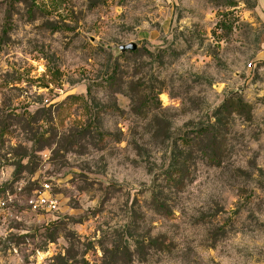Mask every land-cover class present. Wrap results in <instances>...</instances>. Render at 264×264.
I'll list each match as a JSON object with an SVG mask.
<instances>
[{
    "label": "rangeland",
    "instance_id": "rangeland-1",
    "mask_svg": "<svg viewBox=\"0 0 264 264\" xmlns=\"http://www.w3.org/2000/svg\"><path fill=\"white\" fill-rule=\"evenodd\" d=\"M235 1L0 0V264H264V0Z\"/></svg>",
    "mask_w": 264,
    "mask_h": 264
},
{
    "label": "trees",
    "instance_id": "trees-1",
    "mask_svg": "<svg viewBox=\"0 0 264 264\" xmlns=\"http://www.w3.org/2000/svg\"><path fill=\"white\" fill-rule=\"evenodd\" d=\"M236 5V1L235 0H231L230 2V6H235ZM222 25L228 29V30H231L233 28V22L227 18H225L222 22ZM115 77H116V74L115 73H112L110 76H108L107 80L113 84L114 81H115ZM112 81V82H111ZM160 92H157L155 96H148V98H146L144 101H143V106H141V109L143 110L144 107L147 109V110H150L152 108L153 105H155V103H159V100H158V95H159ZM247 104H244L242 101H239V104L238 106L240 108H243V106H245ZM221 110L223 108H226L227 109V105L224 104L221 106ZM213 125H215V122L213 124L211 123H208L206 125L204 124H201L198 126L197 130L195 131L194 133V138L192 139H186L185 137L182 139L183 143L186 144V145H189L191 143H193L195 140H198L199 138H202L203 136L205 135H209V134H212L214 133V128H213ZM181 170V169H180ZM178 169H174L172 171V173H170L168 177V179H172L173 177H176V175L178 174ZM156 204V207L157 209L160 211V213H162L164 216H169L170 215V209L166 208V206H164L159 200H157L155 202ZM165 209V210H164Z\"/></svg>",
    "mask_w": 264,
    "mask_h": 264
},
{
    "label": "water",
    "instance_id": "water-1",
    "mask_svg": "<svg viewBox=\"0 0 264 264\" xmlns=\"http://www.w3.org/2000/svg\"><path fill=\"white\" fill-rule=\"evenodd\" d=\"M137 44L136 43H129V44H124V45H121L119 48L121 50L122 53L124 52H127V51H134L137 49Z\"/></svg>",
    "mask_w": 264,
    "mask_h": 264
},
{
    "label": "built area",
    "instance_id": "built-area-1",
    "mask_svg": "<svg viewBox=\"0 0 264 264\" xmlns=\"http://www.w3.org/2000/svg\"><path fill=\"white\" fill-rule=\"evenodd\" d=\"M40 198H41V196H40ZM44 201V200H43ZM42 200H41V202L44 204V202H43ZM49 204V203H51V204H53L54 206H55V201L54 200H47L46 202H45V204Z\"/></svg>",
    "mask_w": 264,
    "mask_h": 264
}]
</instances>
